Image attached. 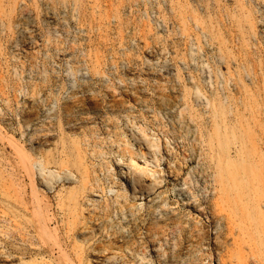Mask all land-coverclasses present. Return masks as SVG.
<instances>
[{
  "label": "rangeland",
  "instance_id": "374dc122",
  "mask_svg": "<svg viewBox=\"0 0 264 264\" xmlns=\"http://www.w3.org/2000/svg\"><path fill=\"white\" fill-rule=\"evenodd\" d=\"M0 264H264V0H0Z\"/></svg>",
  "mask_w": 264,
  "mask_h": 264
},
{
  "label": "bare ground",
  "instance_id": "6f19581e",
  "mask_svg": "<svg viewBox=\"0 0 264 264\" xmlns=\"http://www.w3.org/2000/svg\"><path fill=\"white\" fill-rule=\"evenodd\" d=\"M133 137L137 142L143 145L145 153L151 158L152 166L149 167L148 163L141 165L132 158L120 163L123 168L124 183L128 195L135 198L144 192L149 193L155 190L157 186H160L162 172L157 169V160L158 155L160 154V145L157 139L147 135L141 129L135 130ZM30 164V168L33 166L35 170L33 172L42 177L43 181L49 188L53 186L52 183L55 181L75 179L70 171H58L56 169L48 168L39 160L31 161ZM114 255L115 252H111L106 259H112Z\"/></svg>",
  "mask_w": 264,
  "mask_h": 264
}]
</instances>
